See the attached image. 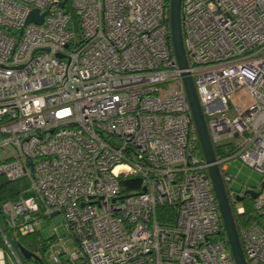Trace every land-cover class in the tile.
I'll return each mask as SVG.
<instances>
[{"label": "built area", "instance_id": "2783aa9c", "mask_svg": "<svg viewBox=\"0 0 264 264\" xmlns=\"http://www.w3.org/2000/svg\"><path fill=\"white\" fill-rule=\"evenodd\" d=\"M168 5L0 0V176L26 180L1 210L19 234L61 215L76 248L67 259L51 251L55 264H235L183 71L236 214L237 198L257 192L259 221L238 236L247 264H264V178L256 188L227 185L234 158L264 174V0H181L185 70ZM33 9L41 23L26 22ZM132 178L140 189L122 184ZM163 204L175 210L171 224L157 220Z\"/></svg>", "mask_w": 264, "mask_h": 264}, {"label": "water", "instance_id": "95a60500", "mask_svg": "<svg viewBox=\"0 0 264 264\" xmlns=\"http://www.w3.org/2000/svg\"><path fill=\"white\" fill-rule=\"evenodd\" d=\"M64 4L65 1H62L60 3V6H63ZM43 16L44 14L38 15L37 9H33L30 11L26 22L41 23ZM169 25L171 43L177 64L180 69L185 70L188 67V61L186 53L184 51L182 40L181 0H169ZM58 56L60 57L61 55L58 54ZM181 76L193 121L196 127L197 138L200 144L202 155L205 161L210 164L208 166V173L211 178L214 194L222 217L230 251L232 253L235 264H247L225 191L224 183L219 172V168L216 164L213 163L215 161L214 149L209 138L204 115L197 97L193 79L187 71H183ZM244 194H248L251 198H255L257 192L251 189H246L244 191ZM243 198V196H239L237 200L242 201ZM17 250L25 258L36 257L32 252L28 251L21 245L17 246Z\"/></svg>", "mask_w": 264, "mask_h": 264}, {"label": "trees", "instance_id": "16d2710c", "mask_svg": "<svg viewBox=\"0 0 264 264\" xmlns=\"http://www.w3.org/2000/svg\"><path fill=\"white\" fill-rule=\"evenodd\" d=\"M169 2V0H168ZM169 6V5H168ZM69 4L67 5V8L69 9ZM168 17L167 21L169 22V8L167 11ZM76 23V21H75ZM170 26V25H169ZM198 144L199 141L197 140ZM200 147V144H199ZM200 153L202 154L201 148H199ZM216 153V150H215ZM18 180H9L5 176H0V248L4 250V252H7V244L5 243L3 234L6 236L7 240L9 241L12 248H14L16 251L17 246L21 245L28 251L32 252L36 257H30L25 258L23 257L19 252L20 261L22 264H26L27 259H32L35 264H43V261L39 258L37 255V251H45L49 247V240H45L35 231L28 234H19L15 233V229L10 227L9 223L7 222V219L5 215L3 214L1 210V204L6 200H15L17 199L22 191L24 190L26 184L23 186H19L16 184ZM132 184H129L131 183ZM122 184L126 186V189H140V181L138 178H132V179H126L122 181ZM253 199L249 196H245L242 199V204L244 205V212L240 215L236 214L234 208L232 205H230L232 215L234 218L235 226L237 229V232L239 233L241 226H249L252 223L258 222L259 217L256 215V213L253 210ZM175 216V210L171 205L163 204L160 205L157 208V220L161 224H171L174 220ZM3 225L6 226V230L3 229ZM3 232V234H2ZM7 232H10L12 235H14L15 244L16 247H14L9 240L7 236ZM7 264L8 261L6 262Z\"/></svg>", "mask_w": 264, "mask_h": 264}, {"label": "rangeland", "instance_id": "374dc122", "mask_svg": "<svg viewBox=\"0 0 264 264\" xmlns=\"http://www.w3.org/2000/svg\"><path fill=\"white\" fill-rule=\"evenodd\" d=\"M244 92H240L233 98V103L236 105L240 103L239 97H245ZM197 148L199 149V144H197ZM5 155H3L0 151V160L4 159ZM228 163V172L232 175H235L236 178H233L227 185H229L232 189L239 191L243 186L256 188L260 185L262 178H264V174L254 170L249 167L245 163H243L240 159L234 158L230 160ZM17 185L23 186L26 184V180L20 179L16 182ZM239 204H242L239 203ZM63 218L61 215L57 214L51 217H48L41 221L36 226V232L45 240H49V247L45 251H37V255L43 261V264H55L50 258L51 251H60L63 252L66 250L67 252L62 255L63 259L68 258V253L72 252L76 248L75 240L67 235V232L62 224ZM3 229L6 230V226L3 225ZM12 245L16 247L15 237L10 232L6 233ZM65 238V240H63ZM7 261L9 264H22L20 261L19 253L13 248V252L8 249L7 251ZM26 264H35L32 259H27ZM67 264H76L74 262H70Z\"/></svg>", "mask_w": 264, "mask_h": 264}]
</instances>
